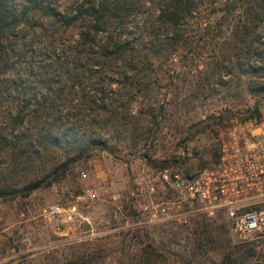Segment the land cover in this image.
Segmentation results:
<instances>
[{
	"label": "rangeland",
	"instance_id": "1",
	"mask_svg": "<svg viewBox=\"0 0 264 264\" xmlns=\"http://www.w3.org/2000/svg\"><path fill=\"white\" fill-rule=\"evenodd\" d=\"M76 1L52 3L63 12ZM246 1L190 0L175 47L168 42L148 61L141 58L143 64L127 68L125 82L118 79L122 60H106L103 68L81 57L88 66L71 86L62 80L71 52L41 50L40 42L26 62L0 73V187L47 172L53 177L27 195L0 199V264H264V228L240 233L215 220L205 231L201 222L209 219L202 215L185 224L149 220L140 207L151 183L163 199L173 198L159 184L158 169L210 165L223 128L264 103V55L247 58L231 47ZM156 2L124 0L129 24L148 21ZM164 30H155L159 38L170 34ZM75 31L56 25L45 40L55 37L54 45L63 46ZM29 66L28 78L37 70L40 78L52 74L47 94L59 97L47 116L20 123L13 113L28 94L8 81L24 77ZM38 75L30 84L45 90L40 78L34 81ZM90 138L108 148H92L62 172L55 168ZM51 204L60 210L49 214Z\"/></svg>",
	"mask_w": 264,
	"mask_h": 264
},
{
	"label": "trees",
	"instance_id": "2",
	"mask_svg": "<svg viewBox=\"0 0 264 264\" xmlns=\"http://www.w3.org/2000/svg\"><path fill=\"white\" fill-rule=\"evenodd\" d=\"M52 2L53 0H0V73L13 69L21 60L26 62L27 53L34 50L35 42H40L41 50L47 47L51 52L61 51L64 54L66 51L71 52L73 57L69 62L71 65L63 70L62 76V80L69 81L71 86L80 82L83 70L88 66L80 62L81 57L88 63L99 64L103 68V62L106 60H122L121 75L123 76L118 79L120 82H125L127 68L136 69L141 58L143 61H148L150 55L162 52L168 42L175 47L178 39L176 25L181 18L191 12L190 0H157L152 11L146 16L148 21L129 24V12L123 4L124 0H78L63 12L59 11ZM242 9L232 27L231 34L234 41L231 47L239 50L240 56L250 58L253 55L260 58L264 55V0H248L243 4ZM47 18L50 21L45 25L44 19ZM54 24L62 25L64 30L73 28L76 30L71 38L62 44L63 46L54 45L55 37L45 40V36L55 30ZM159 28L165 29L163 32L170 34L159 38L155 31ZM31 69L32 66L26 68L24 77L7 80L11 85L21 86L23 95L28 94V97H21L25 99L22 109L13 113L20 123L30 122L32 117L35 118V114L40 115L42 112L47 116L49 109L57 105L59 97L55 92L51 96L47 94L52 83V74L40 78V70L35 74L33 72V75L39 74L34 81L40 78L46 89H34L30 84L33 75L31 79L27 76L31 73ZM18 71L19 69H16V73ZM55 90L62 89L57 87ZM257 113L258 109H252L244 117L246 119ZM37 117L39 118L38 115ZM48 136H52L51 140L55 143L59 139L56 133H48ZM94 147L108 148V145L102 139L90 138L88 143L57 164L55 168L64 171L69 163L87 155ZM160 164L163 165L164 162ZM49 175L51 172L32 178L21 186H1L0 199L17 194L27 195L32 189L49 183L53 178ZM214 221L209 219L201 222L204 223V230L207 231L208 228L215 226ZM219 221L222 222L217 227L226 226L225 221Z\"/></svg>",
	"mask_w": 264,
	"mask_h": 264
},
{
	"label": "built area",
	"instance_id": "3",
	"mask_svg": "<svg viewBox=\"0 0 264 264\" xmlns=\"http://www.w3.org/2000/svg\"><path fill=\"white\" fill-rule=\"evenodd\" d=\"M219 138L216 159L203 168L184 172L162 167L157 178L174 192L163 199L151 183L141 209L149 220L188 223L191 216L223 220L233 231L264 228V103L257 115L226 125ZM51 204L47 212L57 213Z\"/></svg>",
	"mask_w": 264,
	"mask_h": 264
}]
</instances>
